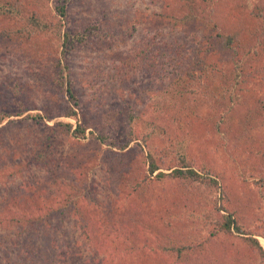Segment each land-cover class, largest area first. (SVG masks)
<instances>
[{
    "label": "rangeland",
    "instance_id": "1",
    "mask_svg": "<svg viewBox=\"0 0 264 264\" xmlns=\"http://www.w3.org/2000/svg\"><path fill=\"white\" fill-rule=\"evenodd\" d=\"M189 7L187 0H0V112L9 113L0 121L2 264L20 230L18 212H31L34 192L40 204L60 197L69 210L77 204L54 219L52 234L29 233L63 252L65 262L70 249L76 264H263L247 237L264 249V55L250 65L254 74L243 86L229 56L187 60L203 38L201 26L185 23ZM211 14L213 23L222 21ZM31 17L47 26L36 27ZM66 32L76 39L72 47L64 46ZM180 67L192 71L182 77ZM173 77H179L174 84ZM222 82L229 90L221 95L213 89ZM72 109L77 115L69 116ZM250 112L259 115L251 119ZM78 122L87 128L84 137L59 125L74 130ZM148 122L160 128L152 131ZM46 143L52 155L36 159ZM184 158L210 170L219 187L157 179ZM183 203L199 214L209 210L210 219H181ZM218 206L236 210L242 233L210 235L228 214ZM194 230L212 238L209 256L195 253L179 263L165 254L163 244L192 243Z\"/></svg>",
    "mask_w": 264,
    "mask_h": 264
},
{
    "label": "trees",
    "instance_id": "2",
    "mask_svg": "<svg viewBox=\"0 0 264 264\" xmlns=\"http://www.w3.org/2000/svg\"><path fill=\"white\" fill-rule=\"evenodd\" d=\"M191 7H189L190 12H186V15H190V17H186L185 23L188 26L191 24H195L194 26L199 28L200 26L203 28L202 34L203 38H201V43L199 45L193 46L192 53L185 58L190 57H202L200 54H207L208 57H211L215 54L226 55L231 58L232 63V71L235 80H237L238 85L243 86L244 83L247 82V78L250 74H254V70L251 69L250 65L256 63V59L260 55H264V0H256V4L254 7L250 8L248 6L242 5V0H187ZM186 6V5H184ZM60 12L62 16L66 15L65 7L60 6ZM215 13L222 17L221 22H217V18H215L214 23L212 22V14ZM174 19V24L179 23V19L171 15ZM33 24L36 27H44L47 24H40L36 17H31ZM171 19V20H172ZM48 23V22H47ZM49 24V23H48ZM165 25V24H164ZM211 32H210V31ZM77 34L78 33H74ZM71 32H66L62 34L64 46L72 47L76 42L75 37H71ZM70 39V41H68ZM180 46V45H179ZM179 48V47H174ZM185 49L187 47L181 46L179 54L183 56ZM176 61H178L176 59ZM183 61V57L182 60ZM180 61V63H182ZM181 76L183 77L191 69H184V67H180ZM179 77H173L171 79L172 84H174L175 79L178 80ZM180 83V82H179ZM222 89L219 90V87L214 88L217 94L222 95V93L226 90L227 85L222 82ZM69 94L70 97L76 100V96L69 86ZM175 88V86H174ZM183 92V91H181ZM179 93V90L177 91ZM226 93V92H225ZM225 93L223 96H225ZM229 93V92H228ZM15 96V95H14ZM226 97V96H225ZM229 98L236 101V96H234L230 92ZM238 100V97H237ZM261 107L264 108V99L259 100ZM75 104L78 105V101H75ZM80 108H82L80 106ZM264 110V109H262ZM11 114V113H10ZM69 116L77 115V111L72 109L70 111ZM259 114L250 112L249 117L253 119L257 117ZM9 113L6 111L0 112V121L2 122L5 118H9ZM245 116V113H244ZM241 116L240 118L244 117ZM245 120L250 121L247 117ZM152 124V127H151ZM60 126H64L67 132H71L75 136L84 137L87 131V128L82 125V123L78 122L76 128L71 130L72 126L69 123H60ZM148 126H150V130L156 131V129L160 128L159 123L148 122ZM49 131L51 136L49 138H53L55 133V128L49 127ZM100 132L97 135H101ZM102 136V135H101ZM146 137V134H145ZM48 138V139H49ZM100 140H103V137H99ZM147 140V139H145ZM45 149L36 150L35 157L36 159H42L44 156L52 155V150H46L47 147H51L48 143L44 145ZM151 151V150H150ZM150 155V165L149 170L151 173H155L159 166L156 165L155 159L151 156V152L148 153ZM183 166L174 168L170 173L158 172L156 174L157 179L161 180L163 177L169 175L174 178H184L187 180H200L208 184L210 187H219V180L217 178L212 177L211 171L206 170L205 168H201V170H196L189 160L184 158L182 159ZM45 188V187H44ZM50 189V188H49ZM33 200H29V203L33 204V208L30 209V213L23 214L19 213L17 223L20 226V230L16 231V235L13 239H10L8 243L9 250L5 252L6 254V262L5 264H76V255H72V251L69 249L68 252H65L66 262L64 260L63 252L56 251V249L51 246L45 245L41 242H38L37 239H31L29 233L31 230L34 231V235L37 237L41 232L46 235L52 234L54 232V219H64L65 215L70 212L71 209H77V204L71 202V208L66 206L68 200L66 197H60V199H45L43 200V204L38 203V199L34 197L39 196V193L34 192L30 195ZM68 199V198H67ZM92 200L95 201V198L92 197ZM44 205V206H43ZM233 206V205H231ZM190 203V207L186 205V203L181 204V219L189 218V219H198L199 221L207 222L210 219L211 213L208 212L199 214L196 209ZM233 208V207H232ZM194 209V210H193ZM221 210H225L228 214H223L222 219L216 220V228L215 232H211V236L221 234V236H226L228 234L242 233V227L236 219V210H228L225 206H218L217 212ZM187 215V217H184ZM2 217V216H0ZM6 218L2 217L0 219V226L6 225L3 222ZM10 222V221H9ZM16 223V224H17ZM196 229V228H195ZM193 230V229H192ZM57 231H62L61 226L58 227ZM28 232V235L26 233ZM125 234L121 236L124 237ZM192 236L194 237L193 242L190 243L188 241L178 240V242L169 241L166 244H163L161 247L167 256H171L175 258L176 262H183L186 260V257L189 255H194L195 253H201L203 255L209 256L210 248L213 247L214 243L211 242L212 238H205L199 236L196 230L192 231ZM48 238L52 240V235ZM226 238V237H225ZM250 244L255 247L262 258V263L264 264V249L262 245L259 243L258 239L254 237H247ZM225 241L221 242L223 245ZM54 245V244H53ZM212 250V248H211ZM0 264H2L0 262Z\"/></svg>",
    "mask_w": 264,
    "mask_h": 264
}]
</instances>
